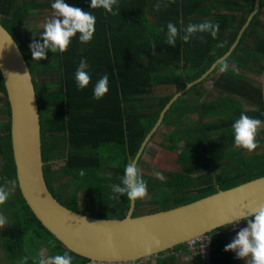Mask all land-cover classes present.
Listing matches in <instances>:
<instances>
[{
  "label": "trees",
  "instance_id": "16d2710c",
  "mask_svg": "<svg viewBox=\"0 0 264 264\" xmlns=\"http://www.w3.org/2000/svg\"><path fill=\"white\" fill-rule=\"evenodd\" d=\"M65 3L93 12L97 20L94 39L81 43L77 34L66 53L49 50L41 61H34L30 48L34 41L43 42L40 35L44 30L28 28L32 0H0V22L21 48L33 75L40 109L44 176L50 192L73 212L123 220L131 202L126 196L115 199L112 189L121 183L125 165L135 160L171 99L230 50L255 0H119L120 15L115 16L104 9H92L91 0ZM157 3L161 5L159 10ZM263 12L264 0H260L258 12L225 59L229 71L213 79L218 97L207 98L209 90L204 86L219 72L216 67L166 113L148 145L163 128H170L165 132V142L160 144L170 154L175 153L182 171L168 173L163 181L142 172L151 200L136 201L134 218L176 209L264 177V125L257 138L260 147L255 152L234 146L232 127L242 113L264 121V83H256L245 73L264 76ZM204 21L220 25L218 38L199 33L185 43L181 38L183 28ZM169 22L181 29L175 47L167 44ZM220 43L224 44L222 48L217 47ZM82 59L88 61L91 75L90 85L83 90L75 81ZM104 74L109 76V92L96 100L93 87ZM162 90L168 92L161 94ZM0 104V115L8 117L1 128L7 134L0 135V183L2 178L16 182L4 206H17L21 211L13 225L0 231L5 256L11 264H38L39 251L44 247L49 249V256L67 252L73 264L89 263L42 226L20 191L11 139V108L1 72ZM148 145L138 161L140 168ZM103 147L110 148L107 161L100 154ZM218 165L220 169L216 171ZM80 169L84 170L83 176ZM65 178L75 185L70 194H62L56 185ZM200 180H205L203 186L197 185ZM185 248L179 245L172 251Z\"/></svg>",
  "mask_w": 264,
  "mask_h": 264
},
{
  "label": "water",
  "instance_id": "95a60500",
  "mask_svg": "<svg viewBox=\"0 0 264 264\" xmlns=\"http://www.w3.org/2000/svg\"><path fill=\"white\" fill-rule=\"evenodd\" d=\"M259 2L255 0L253 11L230 50L167 104L142 144L135 158L137 164L171 106L209 76L220 60L232 54L258 12ZM0 72L11 108V139L20 191L37 220L69 251L102 264H136L222 227L244 222L252 207L264 205L262 177L176 209L136 218L133 217L136 201L131 202L123 220L97 219L67 209L46 184L40 109L30 66L1 22Z\"/></svg>",
  "mask_w": 264,
  "mask_h": 264
},
{
  "label": "clouds",
  "instance_id": "9594fccd",
  "mask_svg": "<svg viewBox=\"0 0 264 264\" xmlns=\"http://www.w3.org/2000/svg\"><path fill=\"white\" fill-rule=\"evenodd\" d=\"M155 7L159 10L161 5L157 3ZM51 8L54 10L55 18L45 23L44 30L40 35L43 42L34 41L30 45L34 61L46 59V53L49 50L54 54L66 53L77 34H79L78 38L81 43L87 44L94 39L97 20L93 12L70 6L65 3V0H54ZM91 8L104 9L113 16L120 15L119 0H91ZM181 24H183V21H181ZM219 31L220 25L211 21L189 23L183 28L181 38L187 43L197 34L207 33L216 39ZM180 35L181 29L169 22L167 24V44L175 47L176 40ZM201 39L203 40V36H201ZM223 46V43L217 44V47L222 48ZM155 48L156 46L153 44L152 49ZM88 67V61L82 59L75 72V81L77 87L81 90L86 89L91 83ZM217 68L219 72L226 73L229 71V63L226 60H220ZM232 69L235 70V64L232 65ZM108 92L109 76L104 74L93 87L94 99L100 100ZM262 125H264V121L242 113L232 126L234 146L247 152H255L260 147L257 138ZM79 174L83 176L85 174L84 170L80 169ZM154 175L161 181L164 180L162 173L154 172ZM2 180L3 182L0 183V206H4L8 202L16 187L14 180H8L7 178H2ZM213 183H215L214 180ZM112 192L115 199L126 196L130 202L144 200L148 197V183L134 159L125 165L121 183L114 186ZM244 218L247 227L241 229L233 241L225 246V251L235 252L237 257L244 260L246 264H264V205L252 207ZM7 224V217L0 213V229L5 228ZM38 264H73V257L65 252L62 255L57 254L46 259H39Z\"/></svg>",
  "mask_w": 264,
  "mask_h": 264
},
{
  "label": "rangeland",
  "instance_id": "374dc122",
  "mask_svg": "<svg viewBox=\"0 0 264 264\" xmlns=\"http://www.w3.org/2000/svg\"><path fill=\"white\" fill-rule=\"evenodd\" d=\"M47 1H50V0H47ZM35 11L38 12V10H35ZM43 15L47 16L46 18H48V20L55 18L53 10L46 9V13ZM261 20L264 23V12H263V15L261 16ZM47 21L44 20V22H43V24H41L42 26L40 28L44 27V25ZM53 70L54 69H52V71ZM220 73L221 72L216 73L214 75V77L212 79H210L208 82H206V84L204 85L205 89L209 90V92H208L209 95L207 96V98L218 97L217 90L213 88V79L215 77H217V75ZM245 73L247 74V76L249 78H251L256 83H264V76L263 75L259 76V75L251 74L249 72H245ZM167 92H168L167 90H162L161 94L167 93ZM246 108H247V105H246ZM7 121H8L7 116L4 117V115H0V135H6L7 134V130H5V128L1 129L3 126V123L4 122L7 123ZM181 129L182 130H189L188 127H183ZM169 130H171V129L170 128H163L162 132H164V133L160 132L158 134V136L155 138V141L148 145L147 152L144 154L143 159H142L143 164H142L141 170H142L143 174L153 176L154 178L157 179L158 177L154 175V172H160L163 174L164 180H165L168 178V173L178 174L182 171V169L180 168L181 166H179L177 164V157L175 156V153L170 154L169 153L170 151L168 152L167 149H163L161 147V144H160V143L165 142V138L167 136L166 133L169 132ZM109 150H110V148L103 147L101 149V152H100V154L102 155V158L106 161L109 159V154H108ZM119 153H120V151H119ZM171 153H173V152H171ZM115 154L118 156L117 153H115ZM118 160H116V161H118ZM230 161H232V160H230ZM115 162H113V163H115ZM225 163H227V161L224 162V164ZM2 165H3V159L0 157V168L2 167ZM219 169H220V166L218 165V167H216V171H218ZM70 181H71L70 178H65L61 182L56 183L57 188H59L58 190L62 194L63 193L64 194L72 193L73 189L75 188V185L73 184L72 181L71 182ZM204 181L205 180L198 181L197 185L203 186ZM61 184H65V185L61 186ZM192 197H195V195ZM150 200H151V196H148L143 201L144 202H150ZM0 213L5 215L8 219V224L6 226L13 225L15 223L16 215L18 217H20V215H21V211L19 210V208L17 206L14 209H10V208H7L6 206H2V207H0ZM232 227L233 226H226L225 229H229ZM1 230L2 229H0V231ZM47 257H49V249L43 247L39 251V258L40 259H42V258L46 259ZM0 264H11L9 262L8 258L5 256L3 248L1 245H0Z\"/></svg>",
  "mask_w": 264,
  "mask_h": 264
},
{
  "label": "crops",
  "instance_id": "0c3cea01",
  "mask_svg": "<svg viewBox=\"0 0 264 264\" xmlns=\"http://www.w3.org/2000/svg\"><path fill=\"white\" fill-rule=\"evenodd\" d=\"M34 4L31 10V16L29 18L28 28H40L44 20H48L47 16L43 15L46 13V9L53 10L51 4L53 0H32ZM35 10H38L35 11ZM54 11V10H53ZM223 13H228L224 11ZM26 28V26H24ZM247 226L246 222H243ZM211 242V254L209 262L205 263L197 256L188 252L187 248L178 251L165 252L163 255L151 257L138 261L136 264H165L163 259H170L174 256V259L166 264H240V260L234 256L233 252L225 251V246L231 242V228L223 229L221 231L214 232L212 235Z\"/></svg>",
  "mask_w": 264,
  "mask_h": 264
},
{
  "label": "built area",
  "instance_id": "2783aa9c",
  "mask_svg": "<svg viewBox=\"0 0 264 264\" xmlns=\"http://www.w3.org/2000/svg\"><path fill=\"white\" fill-rule=\"evenodd\" d=\"M232 226L233 227L231 228V237H232L231 238V242L237 236L238 232L241 229L247 227L246 225H244L243 222L236 223V224H234ZM211 242H212V236L210 234H207V235L200 236V237L188 242L187 243V248L189 249V251L193 255L199 257L202 261L207 263L210 260ZM233 254H234V256L237 257L235 252H233ZM239 260L241 261V264H246V262L244 260H241V259H239ZM87 264H102V263L90 261ZM122 264H131V263H122Z\"/></svg>",
  "mask_w": 264,
  "mask_h": 264
}]
</instances>
